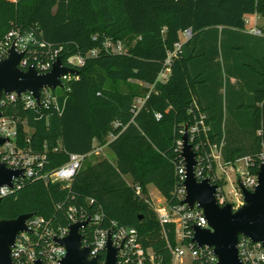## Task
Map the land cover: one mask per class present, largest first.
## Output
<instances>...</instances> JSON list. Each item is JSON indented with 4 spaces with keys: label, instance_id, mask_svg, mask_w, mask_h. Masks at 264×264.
Wrapping results in <instances>:
<instances>
[{
    "label": "trees",
    "instance_id": "1",
    "mask_svg": "<svg viewBox=\"0 0 264 264\" xmlns=\"http://www.w3.org/2000/svg\"><path fill=\"white\" fill-rule=\"evenodd\" d=\"M253 13L264 17V0H0V38L13 27L31 29L61 48L63 63L73 55L86 58L65 87L55 90L59 109L27 108L19 100L2 107L17 123L19 144L46 155L44 170L58 167L71 152L85 159L66 186L23 179L2 197L0 217L34 213L54 226L68 225L69 208L92 209L93 198L103 208L104 225L115 220L136 227L162 263L170 264L163 230L175 244V225L160 223L149 185L170 202H181L177 141L186 128L204 114L207 150L221 146L227 164L248 157L251 172L260 165L264 35L247 29L245 16ZM187 29L191 37L181 40ZM106 37L120 39L125 51H107ZM93 48L97 54L88 56ZM166 67L168 77L161 80ZM110 81L144 85L125 90ZM147 94L137 111L136 97ZM97 146L109 148L115 160H89Z\"/></svg>",
    "mask_w": 264,
    "mask_h": 264
},
{
    "label": "built area",
    "instance_id": "2",
    "mask_svg": "<svg viewBox=\"0 0 264 264\" xmlns=\"http://www.w3.org/2000/svg\"><path fill=\"white\" fill-rule=\"evenodd\" d=\"M248 30L255 35H264V29L258 24L251 26ZM182 34L184 38L181 37V40H186L191 37L192 31L191 29H187ZM96 37L97 35H95ZM13 44L16 45L19 52L23 53L19 66L23 69L35 67L41 73L52 69L53 63L59 57L61 50V48H53L51 44L41 40L35 31L31 29L23 30L20 27H13L0 38V60L8 56ZM180 45V42L175 43L177 48ZM103 47L107 51L115 53L125 51L124 43L120 39L114 40L111 37L105 38ZM97 52L98 49L93 48L87 55L95 56ZM85 59L83 55H73L69 57L68 63L64 64L77 67L83 65ZM169 70L166 67L160 73L159 79L165 80L168 77ZM74 75L72 73L63 75L61 77L63 86H57V88L65 87V82ZM56 89L44 88L42 90L41 105H38L37 99L31 92H23L20 96L16 92L3 94L0 99L1 110L4 105L18 100L22 101L27 108H38L43 105L48 107L54 104L59 109L57 94L55 93ZM148 95L136 97L135 107L137 111L144 105ZM155 115L157 118L162 116L159 112ZM262 119L263 124L258 129L262 147L261 152L258 154L260 164L264 163V114ZM204 120L205 115L202 114L194 125L190 128L187 127L189 140L197 152L196 176L199 180L209 177L212 182L217 183L216 197L220 204L223 205L231 202L235 207H238L243 202L241 189V198L237 199V203L227 196L224 186L220 182L222 181L221 176L218 173L219 167L227 165V163L223 160L221 146L213 145L210 150L206 149L202 131L206 133L208 127L205 125ZM0 136L7 138L4 143L0 144V162L5 163L10 168L23 169V174L14 178L12 187H1V197L19 189L22 186L23 179L26 178H41L46 183L69 185L85 159L84 154L71 152L67 161L52 170H44L46 155L33 152L31 149L19 144L17 123L9 115H5L4 112L0 116ZM177 143L182 152L183 138L179 139ZM93 151L101 153L102 146H97ZM242 159L245 160V166L241 171L239 181L247 189L253 190L258 184V174L257 172H251L249 165L253 161L250 158L246 157ZM177 171L181 183L176 187V195L181 200L180 203H172L163 195V201L155 202L150 194L152 205L158 214L162 226L164 227L166 224L175 225V244L169 240L167 230H163L167 246L171 251L172 258L170 264H216L218 257L214 253L213 248L207 245L199 246L192 240L194 235L193 226L195 224L202 228H208L209 224L202 209L195 207L191 210L183 202L187 193L184 185L186 169L183 157L182 161H179L177 164ZM134 187L136 194L143 195L142 188L139 185H134ZM91 204H93L92 209L81 208L78 210L75 206H71L69 208L71 221L68 225L54 226L51 220L41 215L30 217L27 220V226L30 231L21 232L12 247L13 260L19 264H32L37 260L42 261L44 264H61L67 249L64 245L55 241V237H66L70 232L69 226L71 223L89 218L88 224L82 227L81 231L83 233V245L90 248L91 257L101 256L102 260H105L107 243L110 237L113 246L118 248L116 264H163V256L158 254L153 247L146 245L143 236L136 227L121 225L115 220L104 225L103 208L100 204L95 203L93 198H91ZM238 251L242 262L246 264H264V244L262 242L254 241L248 236L241 235ZM188 258L189 262L187 261Z\"/></svg>",
    "mask_w": 264,
    "mask_h": 264
},
{
    "label": "water",
    "instance_id": "3",
    "mask_svg": "<svg viewBox=\"0 0 264 264\" xmlns=\"http://www.w3.org/2000/svg\"><path fill=\"white\" fill-rule=\"evenodd\" d=\"M23 56L13 44L7 57L0 60V99L3 94L16 92L19 96L23 92H31L41 105L42 90L56 89L63 86L61 77L65 74H77L75 67L67 66L61 57L53 63L50 71L41 73L35 67L23 69L19 66ZM3 115L0 105V116ZM7 140L0 136V144ZM181 156L185 161L186 197L183 202L189 209H202L208 220L209 227L193 226L192 240L199 246L207 245L213 248L218 257L216 264H246L241 261L238 243L241 235L264 244V163L259 165L258 184L255 189H247L241 181L239 187L243 195V202L235 207L233 203L220 204L216 197L217 183L207 177L199 180L195 173L197 152L189 140L188 129L183 135ZM23 174V169L10 168L0 162V189L2 186H13L15 177ZM2 197L0 196V201ZM34 213H24L13 218L0 217V264H19L12 258V247L18 235L23 231H30L27 220ZM89 222L79 220L70 224V232L64 238L55 237V241L66 247L67 252L61 264H116L118 248L114 247L109 237L107 254L103 261L101 256H90V248L83 245L82 227ZM32 264H44L37 260Z\"/></svg>",
    "mask_w": 264,
    "mask_h": 264
},
{
    "label": "rangeland",
    "instance_id": "4",
    "mask_svg": "<svg viewBox=\"0 0 264 264\" xmlns=\"http://www.w3.org/2000/svg\"><path fill=\"white\" fill-rule=\"evenodd\" d=\"M247 17L249 18V23H247V28L255 25V22L253 21V18L251 17V15H247ZM257 22L258 23L256 24H258L260 27L264 29V17L260 16ZM180 35L182 38H184V35L182 33ZM110 85L126 90L130 86H136L140 88L144 84L143 82H140V81L138 82L133 81L131 83L110 81ZM56 91L60 92L61 87H58ZM104 154L108 156L112 161L115 160V155L109 148H107L104 152H101L100 154L90 155L89 160L94 161L100 157H103ZM244 166H245V160L240 159V160L233 162L232 164L223 165L219 167L218 169V173L220 174L221 180L223 181L222 185L224 186L227 196L229 197V199H232L236 203H237V199L241 198L240 187L238 183H239V179L241 178V171ZM127 180L129 183L133 182L131 176H128ZM151 191H152V197L155 202H159L161 200L163 201L161 193L154 185H151ZM187 261L189 262V258L187 259Z\"/></svg>",
    "mask_w": 264,
    "mask_h": 264
},
{
    "label": "crops",
    "instance_id": "5",
    "mask_svg": "<svg viewBox=\"0 0 264 264\" xmlns=\"http://www.w3.org/2000/svg\"><path fill=\"white\" fill-rule=\"evenodd\" d=\"M248 15H251V17L253 18V21L255 22V24L256 23H258L257 21H258V18L260 17V15L259 14H257V13H253V14H248ZM245 20H246V23H249V18L247 17V15L245 16ZM250 28V27H249ZM249 28H247V29H249ZM232 81H235V78H232L231 79ZM107 149V147L106 146H102V152H104L105 150ZM100 154V153H97V152H94V151H92V154ZM105 155V154H104ZM149 191H150V194H151V196H152V191H151V185H149ZM162 195V194H161Z\"/></svg>",
    "mask_w": 264,
    "mask_h": 264
}]
</instances>
